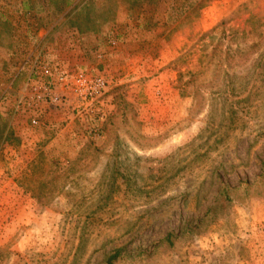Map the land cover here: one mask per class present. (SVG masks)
I'll return each mask as SVG.
<instances>
[{
	"label": "rangeland",
	"instance_id": "1",
	"mask_svg": "<svg viewBox=\"0 0 264 264\" xmlns=\"http://www.w3.org/2000/svg\"><path fill=\"white\" fill-rule=\"evenodd\" d=\"M195 1L0 0V264H264V0Z\"/></svg>",
	"mask_w": 264,
	"mask_h": 264
},
{
	"label": "built area",
	"instance_id": "2",
	"mask_svg": "<svg viewBox=\"0 0 264 264\" xmlns=\"http://www.w3.org/2000/svg\"><path fill=\"white\" fill-rule=\"evenodd\" d=\"M108 85L103 76H93L84 72L65 74L58 78L56 84L48 82L41 87L33 88L31 96L26 100V108L36 113L46 104L60 105L68 90L80 103L88 104L101 97L108 89ZM31 121L34 126L38 124L37 117H33Z\"/></svg>",
	"mask_w": 264,
	"mask_h": 264
},
{
	"label": "trees",
	"instance_id": "3",
	"mask_svg": "<svg viewBox=\"0 0 264 264\" xmlns=\"http://www.w3.org/2000/svg\"><path fill=\"white\" fill-rule=\"evenodd\" d=\"M195 2H197V0ZM202 5L203 4H199L198 9L202 8L203 7ZM119 256H120V252L119 251L115 252L112 256L108 258L107 264H114V262L119 258Z\"/></svg>",
	"mask_w": 264,
	"mask_h": 264
}]
</instances>
